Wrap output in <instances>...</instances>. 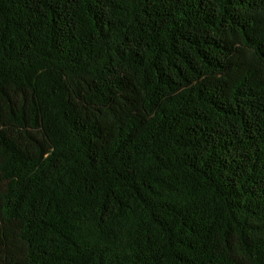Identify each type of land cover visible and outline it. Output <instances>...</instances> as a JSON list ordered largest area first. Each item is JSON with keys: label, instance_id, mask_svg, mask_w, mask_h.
Masks as SVG:
<instances>
[{"label": "trees", "instance_id": "trees-1", "mask_svg": "<svg viewBox=\"0 0 264 264\" xmlns=\"http://www.w3.org/2000/svg\"><path fill=\"white\" fill-rule=\"evenodd\" d=\"M0 264H264V0H0Z\"/></svg>", "mask_w": 264, "mask_h": 264}]
</instances>
